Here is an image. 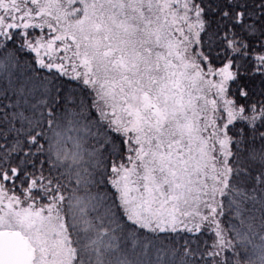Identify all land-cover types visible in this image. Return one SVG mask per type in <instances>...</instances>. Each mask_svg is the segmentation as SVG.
<instances>
[{
  "label": "snow or ice",
  "instance_id": "snow-or-ice-1",
  "mask_svg": "<svg viewBox=\"0 0 264 264\" xmlns=\"http://www.w3.org/2000/svg\"><path fill=\"white\" fill-rule=\"evenodd\" d=\"M0 264H264V0H0Z\"/></svg>",
  "mask_w": 264,
  "mask_h": 264
}]
</instances>
